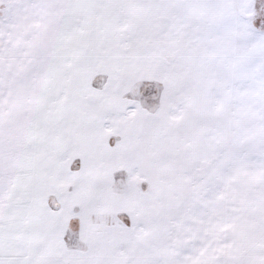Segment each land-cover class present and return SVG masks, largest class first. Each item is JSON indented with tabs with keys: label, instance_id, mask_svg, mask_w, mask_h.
<instances>
[{
	"label": "snow or ice",
	"instance_id": "1",
	"mask_svg": "<svg viewBox=\"0 0 264 264\" xmlns=\"http://www.w3.org/2000/svg\"><path fill=\"white\" fill-rule=\"evenodd\" d=\"M0 264H264V0H0Z\"/></svg>",
	"mask_w": 264,
	"mask_h": 264
}]
</instances>
